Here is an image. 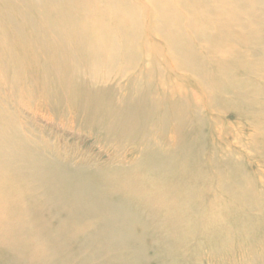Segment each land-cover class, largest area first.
<instances>
[{
  "label": "bare ground",
  "instance_id": "bare-ground-1",
  "mask_svg": "<svg viewBox=\"0 0 264 264\" xmlns=\"http://www.w3.org/2000/svg\"><path fill=\"white\" fill-rule=\"evenodd\" d=\"M0 264H264V0H0Z\"/></svg>",
  "mask_w": 264,
  "mask_h": 264
},
{
  "label": "rangeland",
  "instance_id": "rangeland-1",
  "mask_svg": "<svg viewBox=\"0 0 264 264\" xmlns=\"http://www.w3.org/2000/svg\"><path fill=\"white\" fill-rule=\"evenodd\" d=\"M21 113H23L21 115L24 117L25 124L27 127H29V129L40 131L46 138L55 139L57 141L64 140L66 143V149L73 150L79 157L82 156L83 158L89 160H101L103 158V161H105L107 159L106 153L104 152V149H102L103 145L96 143L95 139H90L83 136H67L65 138L62 132L56 130L52 126L47 125L44 123V121L39 119L34 120L30 117V115L24 112ZM123 145L126 146L127 143H124ZM121 151L122 150L118 151V153Z\"/></svg>",
  "mask_w": 264,
  "mask_h": 264
}]
</instances>
